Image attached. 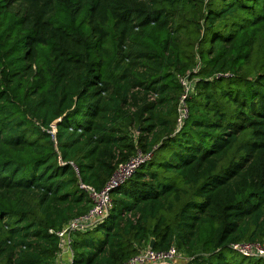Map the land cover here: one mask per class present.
Returning <instances> with one entry per match:
<instances>
[{"label":"trees","instance_id":"16d2710c","mask_svg":"<svg viewBox=\"0 0 264 264\" xmlns=\"http://www.w3.org/2000/svg\"><path fill=\"white\" fill-rule=\"evenodd\" d=\"M139 151L72 264H264V0H0V264H54Z\"/></svg>","mask_w":264,"mask_h":264},{"label":"built area","instance_id":"2783aa9c","mask_svg":"<svg viewBox=\"0 0 264 264\" xmlns=\"http://www.w3.org/2000/svg\"><path fill=\"white\" fill-rule=\"evenodd\" d=\"M181 82L185 88V95L183 96L178 112L179 124L188 118L189 111L186 105V98L191 93V85L188 79L182 78ZM156 96L151 97L154 100ZM55 126H52L51 133L55 136ZM152 154H143L139 151L135 157L129 159L125 163H120L117 166V172L114 177L107 183L104 189L96 190L94 187L79 181V188L86 192L92 201V208L90 211L80 216L79 218L71 221L66 225L62 231L59 233L60 237V252L56 260L62 259L64 254L68 253L71 258L70 264L73 261V249H71L72 244V234L80 231L92 230L96 225L103 221L111 211L112 198L111 192L118 186L124 184L132 175L136 172V169L151 160ZM232 249L236 252L250 257V258H261L264 259V245L258 242L253 243H235ZM194 258L182 253L178 248L173 246L167 251H155L154 249L147 248L141 251L137 256L131 258L128 262L124 264H189Z\"/></svg>","mask_w":264,"mask_h":264},{"label":"crops","instance_id":"0c3cea01","mask_svg":"<svg viewBox=\"0 0 264 264\" xmlns=\"http://www.w3.org/2000/svg\"><path fill=\"white\" fill-rule=\"evenodd\" d=\"M70 262H71L70 255L68 253H66L62 257V259L55 260V263L54 264H70Z\"/></svg>","mask_w":264,"mask_h":264},{"label":"water","instance_id":"95a60500","mask_svg":"<svg viewBox=\"0 0 264 264\" xmlns=\"http://www.w3.org/2000/svg\"><path fill=\"white\" fill-rule=\"evenodd\" d=\"M54 126L56 127V124H54ZM154 243H155V240L152 239V240L150 241L148 247H149L150 249H154V248H155V247H154Z\"/></svg>","mask_w":264,"mask_h":264},{"label":"rangeland","instance_id":"374dc122","mask_svg":"<svg viewBox=\"0 0 264 264\" xmlns=\"http://www.w3.org/2000/svg\"><path fill=\"white\" fill-rule=\"evenodd\" d=\"M154 96H156V94H153V96H152V97H154ZM156 97H157V96H156ZM156 97H155V98H156Z\"/></svg>","mask_w":264,"mask_h":264}]
</instances>
